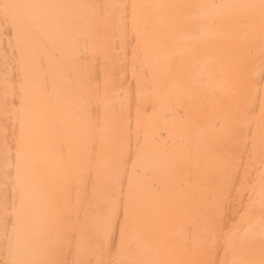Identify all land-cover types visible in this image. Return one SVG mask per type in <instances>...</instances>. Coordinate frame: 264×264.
Masks as SVG:
<instances>
[{"label": "bare ground", "instance_id": "1", "mask_svg": "<svg viewBox=\"0 0 264 264\" xmlns=\"http://www.w3.org/2000/svg\"><path fill=\"white\" fill-rule=\"evenodd\" d=\"M0 264H264V0H0Z\"/></svg>", "mask_w": 264, "mask_h": 264}]
</instances>
